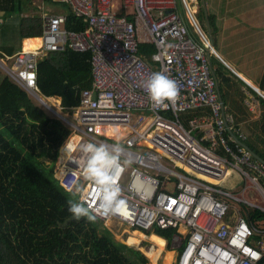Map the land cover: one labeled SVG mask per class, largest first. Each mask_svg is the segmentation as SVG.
Wrapping results in <instances>:
<instances>
[{
	"label": "built area",
	"instance_id": "2783aa9c",
	"mask_svg": "<svg viewBox=\"0 0 264 264\" xmlns=\"http://www.w3.org/2000/svg\"><path fill=\"white\" fill-rule=\"evenodd\" d=\"M52 1L67 3L87 22L86 30H67V16L47 13L40 48L11 57L3 53L0 68L57 116L38 87L39 61L68 49L91 54L92 86L70 110L74 121L59 117L72 130L55 161L63 188L82 185L80 198L91 203L93 185L82 175L88 154L80 146L119 142L121 168L114 181L125 206L121 213L97 218L129 228L177 230L178 264H260L264 242L254 236L264 230L237 206L264 212L245 198L251 187L264 202V165L252 161L247 136L223 106L211 63L220 57L189 0ZM142 45L155 51L145 57ZM154 72L176 81L175 102H150L145 82ZM203 107L212 116L191 121L188 129L181 116ZM199 128L205 130L202 137L193 133ZM231 169L244 178L241 194L221 186Z\"/></svg>",
	"mask_w": 264,
	"mask_h": 264
},
{
	"label": "trees",
	"instance_id": "16d2710c",
	"mask_svg": "<svg viewBox=\"0 0 264 264\" xmlns=\"http://www.w3.org/2000/svg\"><path fill=\"white\" fill-rule=\"evenodd\" d=\"M27 1L0 0V24H4V16L18 15L20 20L14 30L21 42L27 39L25 44L43 34V19L32 14ZM44 1L49 5H67L65 29L86 30L87 22L75 16L67 3ZM214 19L209 14L212 30ZM140 49L145 57L155 51L152 45H142ZM17 51L9 47L3 53L11 57ZM90 57L89 53L69 49L50 53L38 65L41 93L46 97H60L64 109L77 107L82 91L92 86ZM212 67L223 99L230 101L233 107H228L229 110L237 113L236 127L240 129L238 123L249 121L245 125L246 147L264 160V101L260 103V117L249 120L250 113L244 103L247 95L241 88L244 82L217 61H213ZM257 86L264 92V70ZM251 92L258 97L255 91ZM69 135L67 127L34 105L29 94L0 71V264H147L143 252L115 241L98 219L90 222L83 217L68 223L67 227L60 226L72 215L67 203L71 196L62 188L53 168L59 146ZM252 161L257 160L252 158ZM232 170L237 172V180L244 181L236 169H231L229 176L233 175ZM241 212L254 225L256 220L264 218L261 210L244 205ZM231 220V215H227L226 221ZM143 232L167 240L170 248L177 233L159 228ZM254 237L264 242V232H256ZM260 264H264V256Z\"/></svg>",
	"mask_w": 264,
	"mask_h": 264
},
{
	"label": "rangeland",
	"instance_id": "374dc122",
	"mask_svg": "<svg viewBox=\"0 0 264 264\" xmlns=\"http://www.w3.org/2000/svg\"><path fill=\"white\" fill-rule=\"evenodd\" d=\"M196 12V17L199 19L202 25L206 22V12L203 5V0H191L189 1ZM207 8L208 14L215 17V27L211 30L213 41V46L216 53L223 55L225 60H229V55L227 52V39L228 32H225L222 28L227 25H233L235 23L242 22L244 28H241L236 33V38L239 37V54L243 60L250 58L252 64H262L264 61V0H204ZM27 3L33 9L32 14H38L43 19V16L47 14L50 9L56 14H64L65 8L67 5L62 3L46 4L44 0H28ZM37 8V9H35ZM203 9V12L201 11ZM204 13V14H203ZM18 15L4 16V24H0V59H4V53L9 48L19 50L21 48V40L17 34V31L14 30V25L18 22ZM3 23V22H2ZM204 30L207 35L210 37V32L208 30V25L205 23ZM249 31L250 35L246 34V31ZM31 40L33 48L37 49L38 46H35L34 42L39 41ZM25 47V43H24ZM213 61L215 59L213 58ZM220 61V60H218ZM9 63V61H8ZM264 69V68H263ZM2 69L0 68V71ZM3 72V71H2ZM240 80L242 79L238 75ZM242 81V80H241ZM258 83V82H256ZM246 87V85H244ZM259 87V86H258ZM248 91L255 96L254 92L246 87ZM257 98L260 99L258 96ZM44 99H46L44 97ZM264 100V98H262ZM36 101V102H35ZM34 101V105L41 108L48 116H53L56 119V116L50 111L45 109L41 102L37 99ZM47 105L52 107L53 110L58 115L63 117L65 120L72 121L76 117V113H70V111H65L64 109L57 108L58 99L55 101L52 98L47 99ZM70 113V114H69ZM50 116V117H51ZM58 162V160L56 161ZM56 167V164H55ZM55 169V168H53ZM233 175L229 176L225 182H222L221 186L224 187L227 191H230L235 194H241L242 183L239 179L237 183L235 181L238 179L237 172L232 170ZM228 180V181H227ZM239 184V185H238ZM245 198L248 201L255 202V204L264 207V202L261 199V196L257 193L255 189L251 187L247 190ZM241 208V206H237ZM233 213V212H231ZM101 223V222H100ZM102 224V223H101ZM104 225L110 233L114 236L115 241L126 244L127 246L140 250L147 257V264H177L178 252L171 249L173 247H168V241H164L157 236L144 235L142 233H137L132 230H129L126 226L115 224H109L108 226ZM255 227L259 230H264V218L261 220L255 221Z\"/></svg>",
	"mask_w": 264,
	"mask_h": 264
},
{
	"label": "clouds",
	"instance_id": "9594fccd",
	"mask_svg": "<svg viewBox=\"0 0 264 264\" xmlns=\"http://www.w3.org/2000/svg\"><path fill=\"white\" fill-rule=\"evenodd\" d=\"M189 1H191V0H189ZM54 2H58V1H54ZM48 13L54 14V15H60V14H56V13L52 12L51 9ZM62 15H65V14H62ZM65 16H67V15H65ZM17 17H18V21H19L20 18H19V16H17ZM3 23H5V22H3ZM70 31H72V30H70ZM211 35H212V33H211ZM42 36H43V34L39 37V39ZM30 39H32V38H30ZM24 40H26V39H24ZM23 41L21 43V48L18 51L23 49ZM244 83L246 84V81H244ZM145 84H146V89H147V92L149 95L150 102L154 103L155 105L166 106L165 101H168L170 103L175 102L179 96V88L176 84V81L174 79H171L170 77L164 75L162 72H154L148 78V80L145 82ZM250 86L258 87L257 85H250ZM258 88H260V87H258ZM260 90H261V88H260ZM252 91H255V90H252ZM256 93L258 94V92H256ZM258 96L260 97L261 100H263L259 94H258ZM43 97H45L46 100L49 98H52L53 100L58 99L57 108L58 109H60V108L64 109L63 107H61L60 97H55V96L54 97H46L44 95H43ZM32 101L34 102L35 100L32 99ZM71 109L72 108L64 109V110L70 111ZM70 113H72V112H70ZM47 114H49V113H47ZM51 117H53V116H51ZM59 117H60V115H57L56 119H58L65 126V124L62 122V120H60ZM72 121H74V120H72ZM65 127H67V126H65ZM69 130H70V135L68 136V138L72 135V130L71 129H69ZM68 138H65V140L62 142V144L59 146V152L62 150L63 143L65 141H67ZM80 150L83 151L84 153L88 154L87 159H86V163H85L83 171H82V175H83V178L85 181H90L93 185L92 190L88 194V200L91 201V203H87L85 200L80 198L81 194L84 191V188L82 185L76 184L73 186V188H70V189H65L62 186V188L65 191L70 192V196H71V198H69L67 201V203L69 205L68 211L72 214L73 218H75V219H80L81 217H86L90 222H95L96 219H98L99 221H101L103 224H105L107 226L109 224H115V223L122 225L118 222H113V221H109V222L105 223V221L97 218V217H108V216H111L114 214L121 213L122 209L125 206V201L121 198V189H120L119 185L114 181V173L116 171L120 170V168H121L120 157H121V154L123 151L122 145L119 142H116L111 147H109L107 144H103V143L96 144L93 142H88V143L82 144L80 146ZM58 155H59V153H58ZM125 163H130V161H125ZM55 164H56V162H55ZM54 168H57V165H56V167L54 165ZM53 172H54V175L56 176L57 171L54 169ZM122 226H126V225H122ZM126 227L129 230H132V231L137 232V233H142L144 235H146V234L143 231H153L154 230V229L144 230L142 228H129L128 226H126ZM159 229H161V228H159ZM172 249H174V247H172ZM174 250H176V249H174ZM176 252H178V250H176ZM178 256H179V252H178ZM176 263L178 264V261H176Z\"/></svg>",
	"mask_w": 264,
	"mask_h": 264
},
{
	"label": "crops",
	"instance_id": "0c3cea01",
	"mask_svg": "<svg viewBox=\"0 0 264 264\" xmlns=\"http://www.w3.org/2000/svg\"><path fill=\"white\" fill-rule=\"evenodd\" d=\"M243 27H244V24L242 22H240V23H235L233 25L231 24L229 26L227 25L226 27L222 28L225 32H228V34H229L226 42H228L227 43V52H228L230 61L225 60L224 56L220 55V54H218L220 57V61H218L216 59H215V61L219 62L222 66H225L227 71L232 76H234L235 74L240 76L242 78L241 79L242 82L246 81V83H247V85L245 83H244V85H246V87H249L248 84L249 85H257L256 82L259 83L260 75L264 70L263 69L264 68V61L262 62V64L260 63V64L254 65V64H252V61L250 58H247L246 60H243L241 58V56L239 54V49H240L239 43L240 42H239V37L236 38V33ZM246 34H248V36L250 35L248 30L246 31ZM33 39L37 40L39 38H32L31 40H33ZM24 41H23V48L25 49ZM38 42L40 44V40ZM211 63L213 66V61ZM216 78H217V76H216ZM217 81H218V79H217ZM244 85H242L241 88H242V91L247 95V98L245 99L244 103H245V106L247 107L248 112L250 113L249 120H257L260 117V103L262 102V100L257 98V95H255V96L252 95ZM218 87H219V90L217 89V91H218V94L220 97L221 91H220L219 82H218ZM221 97H222V95H221ZM221 101L223 103L224 108L227 110V112L230 115L233 116L234 120L236 121V119H235V116L237 114L236 111L234 109L229 110V108H228V107H233V106H230L231 102L230 101L226 102L223 99V97H222ZM211 116H212L211 109L208 107H203V108H199V109L188 111V112L184 113L181 116V119H182L184 125L189 129V125H190L191 121H193L195 119H205V118H208ZM248 122H249L248 120H244V121H241L240 123H238L239 124L238 127L241 129V131L245 135H246V133H245L246 126L245 125H247ZM193 133L196 137H202L205 134V130L203 128H199V129L193 131ZM55 170H56V168H55ZM237 182H238V180L235 181V183H237ZM241 183L243 184V181Z\"/></svg>",
	"mask_w": 264,
	"mask_h": 264
},
{
	"label": "water",
	"instance_id": "95a60500",
	"mask_svg": "<svg viewBox=\"0 0 264 264\" xmlns=\"http://www.w3.org/2000/svg\"><path fill=\"white\" fill-rule=\"evenodd\" d=\"M203 5H204V7H205V12H206V23H207V25H208V30H209V32H210V37L212 38V35H211V25H210V20H209V14H208V8H207V6H206V4H205V2H204V0H203ZM237 75V74H236ZM247 84V83H246ZM249 85V84H248ZM249 87L252 89V90H255L256 92H258V94L262 97V98H264V93L260 90V88H258V87H256V86H250L249 85ZM218 90H219V87H218ZM220 92V91H219ZM220 99L222 100V97H221V94H220ZM247 148V150H249L248 149V147H246ZM249 152L251 153V155H252V157H254L258 162H260L261 164H263L264 165V160L262 159V158H260L258 155H256L255 153H252L250 150H249ZM83 217H81L80 219H75V218H73V216L71 215L68 219H65L64 220V222L60 225L61 227H67V225H68V223H70V222H76V221H80L81 219H82Z\"/></svg>",
	"mask_w": 264,
	"mask_h": 264
},
{
	"label": "bare ground",
	"instance_id": "6f19581e",
	"mask_svg": "<svg viewBox=\"0 0 264 264\" xmlns=\"http://www.w3.org/2000/svg\"><path fill=\"white\" fill-rule=\"evenodd\" d=\"M41 43H42V40H41V39H40V44H39L38 41L34 42L35 46H38L39 48H40V46H41ZM23 49H24V48H23ZM24 50H25V51H35V50H37V49L33 48V44H32L30 41H28V42L25 44V49H24Z\"/></svg>",
	"mask_w": 264,
	"mask_h": 264
}]
</instances>
